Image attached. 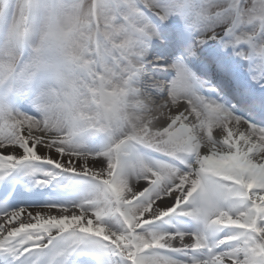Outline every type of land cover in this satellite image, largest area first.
Segmentation results:
<instances>
[{
	"label": "snow or ice",
	"instance_id": "6c2138e0",
	"mask_svg": "<svg viewBox=\"0 0 264 264\" xmlns=\"http://www.w3.org/2000/svg\"><path fill=\"white\" fill-rule=\"evenodd\" d=\"M0 264H264V0H0Z\"/></svg>",
	"mask_w": 264,
	"mask_h": 264
},
{
	"label": "bare ground",
	"instance_id": "6f19581e",
	"mask_svg": "<svg viewBox=\"0 0 264 264\" xmlns=\"http://www.w3.org/2000/svg\"><path fill=\"white\" fill-rule=\"evenodd\" d=\"M34 210V209H33Z\"/></svg>",
	"mask_w": 264,
	"mask_h": 264
}]
</instances>
